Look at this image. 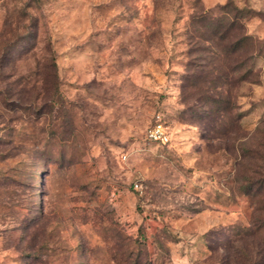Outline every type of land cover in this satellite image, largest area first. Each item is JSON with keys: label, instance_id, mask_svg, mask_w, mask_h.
Returning a JSON list of instances; mask_svg holds the SVG:
<instances>
[{"label": "rangeland", "instance_id": "374dc122", "mask_svg": "<svg viewBox=\"0 0 264 264\" xmlns=\"http://www.w3.org/2000/svg\"><path fill=\"white\" fill-rule=\"evenodd\" d=\"M235 1L264 15V0ZM225 3L0 0V264H245L264 59L237 90L238 124L184 88L207 55L191 18ZM247 27L264 39L263 19ZM157 115L165 146L146 139Z\"/></svg>", "mask_w": 264, "mask_h": 264}, {"label": "trees", "instance_id": "16d2710c", "mask_svg": "<svg viewBox=\"0 0 264 264\" xmlns=\"http://www.w3.org/2000/svg\"><path fill=\"white\" fill-rule=\"evenodd\" d=\"M256 17L264 20V15L259 12L239 7L235 0H226L221 14L207 12L191 18L190 43L198 55H207L205 58L199 56L198 62H189L187 75L190 74L185 78L184 88H192L194 95L200 96L198 101L205 105L206 114L212 121L231 120L238 124L241 115L237 111V90L258 84L262 77V70L257 67L256 61L264 59V39L249 34L247 27V23ZM47 68L56 88V65L53 60ZM195 69L199 72L194 73ZM244 152L252 156L250 151ZM247 155L244 154V159ZM255 158L257 167L251 168L252 177L246 178L245 185L241 187L256 205L249 231L255 246L250 248L251 254L247 248L241 249L245 264H264V141ZM211 250L213 252L214 247Z\"/></svg>", "mask_w": 264, "mask_h": 264}, {"label": "built area", "instance_id": "2783aa9c", "mask_svg": "<svg viewBox=\"0 0 264 264\" xmlns=\"http://www.w3.org/2000/svg\"><path fill=\"white\" fill-rule=\"evenodd\" d=\"M146 139L150 143L161 146L168 145L171 142L169 127L160 115L155 117L152 125L147 130ZM135 188L138 189L139 186L136 184Z\"/></svg>", "mask_w": 264, "mask_h": 264}]
</instances>
